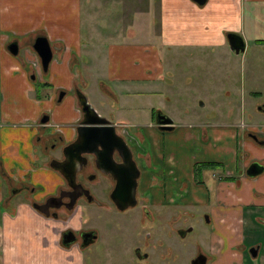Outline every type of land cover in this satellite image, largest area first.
Wrapping results in <instances>:
<instances>
[{
  "label": "crops",
  "instance_id": "0c3cea01",
  "mask_svg": "<svg viewBox=\"0 0 264 264\" xmlns=\"http://www.w3.org/2000/svg\"><path fill=\"white\" fill-rule=\"evenodd\" d=\"M90 1L92 11L100 9L97 0H85L86 3ZM128 1L124 0L119 7L124 16L123 22L119 20L118 29L122 31L134 24L136 30L125 35L124 29L121 41L102 43L103 49H100L91 35L82 37L81 0H0V181L9 176L17 155L21 157L23 152L27 153L22 148L31 137L30 133L20 134L19 139L25 140L18 145V136L10 133L8 126L13 129L40 113L51 115L52 123L60 122L59 116L53 115L51 110H40L42 103L37 99L40 91L43 98L48 96L46 91L54 81L52 75L57 78L54 90L96 88L102 96L106 95L105 89L112 92L109 84L114 89L126 91H130L127 89L131 85L139 88L143 83L152 85L162 74L152 35L157 36L160 48L168 51L200 49L218 61L221 55L231 52L226 34L239 36L243 50L238 54L231 52V55L238 58L242 66L247 58L251 61L246 78L248 86L243 78L242 87L248 88V94L254 98L262 95L264 101V84L258 88L253 82L258 77L259 64H264V0H205L202 5L191 0ZM143 6H146L145 13L140 12ZM150 10L155 12L150 13ZM132 13L143 15L141 18L137 15L136 24L128 18ZM94 14L90 15V24ZM152 16L156 17L155 27L148 24ZM36 37L45 38L52 50L47 68L50 76L45 87L38 90L19 67L20 58L6 49L12 43L27 47ZM92 79L98 80L89 85L88 80ZM104 80L113 83L107 82L106 86ZM103 87L106 88L102 90ZM17 93L20 102L13 99ZM242 104L236 107L237 116L232 120L229 116L217 119L213 115L204 123H174V128L164 134L151 128L148 121L142 123V127L149 130L138 136L144 140L136 149L141 169L151 162L160 184L164 165L173 172L168 183L173 185L183 203L209 207L212 222L217 223L223 236V240L211 237L209 253L214 264H246L243 243L254 239L257 224L264 229V174L256 178L264 172V103L256 109L257 116L244 114L246 104ZM241 117L248 122L245 124ZM12 119H17L16 123L10 122ZM49 124L52 131L60 127ZM172 139L176 143L174 148L168 143ZM148 154L147 162L145 156ZM250 162L263 167L254 178L243 175ZM200 167H204L201 171L203 181H197L200 185H196L193 176L198 172L194 170ZM214 170L217 172L211 173ZM205 172L211 178L207 184L203 178ZM31 179L34 190L39 189L35 197L50 195L58 184L57 177L45 171L33 174ZM165 185L168 188V184ZM184 189L186 192L181 195L180 190ZM5 194L0 182V264H82L76 251L57 247L54 221L38 215L25 204L12 207L10 201H4ZM254 246L258 248L256 255L251 257L252 264H264V247L254 244L251 248Z\"/></svg>",
  "mask_w": 264,
  "mask_h": 264
},
{
  "label": "flooded vegetation",
  "instance_id": "af4514ba",
  "mask_svg": "<svg viewBox=\"0 0 264 264\" xmlns=\"http://www.w3.org/2000/svg\"><path fill=\"white\" fill-rule=\"evenodd\" d=\"M37 38L43 37H36L32 44L27 47H18L15 43L8 44L6 47L11 55L20 58L21 65L19 67L24 69L27 79L33 84L37 83L35 90L45 87L46 80L43 75L47 73V69L43 72L33 47ZM20 48H22V54L19 56ZM11 50H16V53L12 54ZM49 51L51 61V48ZM72 91H74V98H76L75 92L85 97L81 90L74 88ZM56 93V101L59 102L65 95V91L56 89ZM109 94H115V91L106 92V95L102 97H109ZM39 95H41V91L37 95L38 100L43 98V95L41 97ZM76 111L78 116L73 123H70L72 127L69 138V135L63 134L60 129L56 128V131H52L48 113H40L41 116L39 114L36 117L33 123L34 135L32 139L30 138L32 152H29V155L23 152L21 157L18 154L16 157L18 160L12 161L9 176L0 181L5 188L4 201H10L12 207L21 203L28 205L38 215L54 221L57 247L63 250L73 249L76 251L82 260V264H84L82 252L87 250L89 252L87 264H173L177 257L180 259L183 254H188V252H191L189 253L191 256H188L186 260L182 259L184 264H191L197 257L203 261V264H206L208 259L210 264H214L209 253L211 237L208 235L205 236L202 245H198L199 247L193 251H187L188 247L185 245V237L192 230L193 225H206L212 222L209 207L183 203L182 197L175 194L173 185L169 186L168 178L173 172L164 165H162L163 180L158 184L155 177L156 169L151 162H148L149 154L145 156L148 165L144 167L145 169H141L137 160L136 149L141 147L144 140L140 138L142 135L133 137L129 134L127 126L139 125L142 127V124L124 125L117 123L109 118L111 114L107 115L108 118L102 117L108 123L101 127L112 128L113 136L119 138L128 149L129 158L137 170L134 205L119 209L111 198L116 185V173L122 171L126 166V157L118 150L119 141L115 138L107 141L91 140L80 146H75L69 152H64L68 145L76 142V128L81 120L80 109L76 108ZM156 113L172 121V128L169 130L171 131L174 128L172 118L159 109L151 112L149 118L152 121L149 122L152 124L151 128L162 132V134L168 132L158 129L160 126L156 125L154 120ZM98 116L101 117L102 115L99 114ZM140 132L143 133V129ZM128 136L130 137L128 138ZM132 139H134L133 144ZM34 149L39 152L42 166L35 167ZM251 163L253 162L249 164ZM50 164L58 166V168L53 169ZM43 167L54 173L58 179V184L50 195L35 197L36 191L39 192V189L34 190L31 178L33 174L39 175L41 170L44 171ZM246 168L243 175L250 178L245 175ZM202 169L204 167L194 170V173L198 172L193 176L196 185H200V182L203 181L201 178ZM119 176L120 180L127 186L126 175ZM165 184H168V188ZM93 190L96 192H92ZM185 192V189L180 190L181 195ZM21 194L22 197L15 201V198ZM33 205L38 206L40 211L34 209ZM199 211L200 214H198ZM99 219L103 222L108 233V237L104 238L101 246L99 241L102 224ZM171 239L172 242L177 243L179 252L177 254L181 255L180 257L175 255L174 247L171 248ZM126 242L129 243L127 249L130 247V258H127L129 263L122 261L123 256L120 252ZM97 243L99 247L95 246ZM256 247L258 248V246H254V248ZM112 250L117 252L118 263L113 262V256L110 254ZM171 251L174 252V259L170 258ZM151 252H154V255ZM152 255L156 257L155 260L152 259ZM105 256L107 262H103ZM101 259L102 262L99 263Z\"/></svg>",
  "mask_w": 264,
  "mask_h": 264
},
{
  "label": "rangeland",
  "instance_id": "374dc122",
  "mask_svg": "<svg viewBox=\"0 0 264 264\" xmlns=\"http://www.w3.org/2000/svg\"><path fill=\"white\" fill-rule=\"evenodd\" d=\"M130 1L131 0H129L128 2ZM97 2H99L100 4V9L92 11L90 7L92 5L91 1L89 2L91 4H89L86 3L85 0H81L80 19L81 33L83 38H85L87 35H91V38H93L94 41H97L94 42L96 43L95 45H99V48L103 49L100 44L107 43L113 40L119 42L122 40V36L124 35L125 30L127 31L125 35L136 30L134 24L132 27L126 29L124 28L125 30L123 29L122 31L118 29L119 20L123 22L122 16L124 15L121 14L123 10H119V7L124 2V0H97ZM102 11H104V14H102ZM140 12L145 13L146 6L141 7ZM154 12L155 11L150 10V13ZM92 13L95 14L92 16V23L90 24V15ZM137 15L139 16V18L143 16L139 14L133 15L132 13L131 18H128L133 20L132 23L136 24L138 22ZM150 19L151 20H149L148 24L155 27L156 17L152 16ZM151 40L156 44L155 52L157 61L159 62V64L161 63L162 66V74L156 77L157 82L154 81L152 85H144L143 83L140 88L137 85H131L129 89H127L130 91H126V89H112V85H108L107 82H113L104 80L103 83L106 86L108 85L109 89L115 91V94H109V97H102V95L96 90V88H88L87 90L86 88H79V90H83L88 104L96 114H100L102 115L101 117L105 118H108L107 115L111 114L109 118L114 122L124 125H136L147 123L148 121L151 123L152 121L148 120L151 112L159 109L163 113L169 115L174 123H204L206 121H209V118H211L213 115H216L217 119H227L231 117L230 119L232 120L237 116L235 110L237 109L236 107L240 106V104L243 103L242 105L246 104L244 114L252 116L259 115L256 109H258L264 103L263 99H261L262 95H260L259 97L256 96L254 98L253 96H250L248 94V88L242 87L243 78L244 84L248 86L246 83V78L248 76V69L251 65L250 59L247 58L242 66L238 61L239 59L234 58L233 54L231 55V52L221 55V60L218 61L214 58V56H209L206 53L203 54V52H201L202 50L200 49L185 48V50H176L178 52L174 50L168 51L166 48H160L157 46V36L152 35ZM21 54L22 48H20L19 50V56ZM54 58L57 60L55 56ZM98 64L99 63H96V65ZM258 72V77L255 76L256 78H254L253 82L255 84V87L258 86L259 88L262 84H264L263 63L259 64ZM97 75L100 76L99 70ZM49 76L50 74L47 72V74L43 75V78L47 80ZM52 77L54 81L53 83L51 82L52 84L50 83L51 85L48 86L49 88L46 91V94L48 96L38 100L42 103L40 110L46 108L49 111L51 110L53 115H58V120L60 122H57L56 120V122L53 123L51 122V115H48L49 123L60 126V131L65 135H69L72 127L70 122L73 121L76 117L75 111L76 108H79L78 103L76 101V98H74V92L72 91L65 92V95L59 102H57V93L56 90H54V88L56 87L55 83L57 84V78H54L53 75ZM97 80L98 79L88 80V83L89 85H92ZM36 84L37 83H34V85ZM105 88L106 87H103L102 90ZM134 89L137 90L134 91ZM105 91L110 92L107 89H105ZM41 95L43 94L41 93ZM41 95L39 96L41 97ZM240 98H242L241 102ZM13 99H15L17 102H20L21 99L19 97V93L14 95ZM51 99L52 102L50 103ZM36 117L34 119L27 118L26 122L18 124L17 126L13 127V129H11V126H8L10 133L13 132L16 136H18L16 138V143L18 145H21L25 140L19 139L20 134L25 135L26 133H30V138L32 139L34 135L33 123ZM241 119L245 124L248 122L246 118L241 117ZM16 121L17 119H15V121H13L12 119L10 122L16 123ZM10 124L12 123H9V125ZM142 129L143 132L144 130H149L146 129V127L142 128L139 125L127 126L128 133L133 137L141 136L140 134L142 133L140 131ZM69 137L70 135L68 136V138ZM129 137L130 136H128V138ZM31 139L27 141V146H23L22 148L23 151L27 152V155H29V152H32ZM133 142L134 139H132V144ZM168 143L172 148H174V146L176 145L173 139ZM33 156L35 157V167H39V165L42 166L43 163L40 159V155L37 149L33 150ZM44 171L54 176V173L50 169L45 167ZM44 171L41 170V173L39 172L38 174H43ZM214 171L215 172L211 173L215 174L217 172L216 170ZM218 172L220 173V169H218ZM263 174L264 172L256 178H261ZM209 176L210 175L208 172L204 173L203 178L205 180V184H207L208 179L211 180ZM92 192L96 191L93 190ZM21 197L22 194L15 198V201L19 200V198ZM101 198H103V196H101ZM200 213L201 212L199 211L198 214ZM100 223L102 224V227L100 228L101 235L99 241L101 246L104 238L106 236L108 237V233L101 220ZM246 224H248V222H246ZM246 224H244V230H247ZM256 226L257 229L254 232V239L250 241L247 240V242L243 243V245L245 246L244 257L246 258V264L253 263L251 261L250 254H248V249L251 248L252 245L255 244L260 245L261 248L264 247V229L259 224H257ZM206 235H208L209 237L215 236L218 237L219 240H223L222 233L219 231L216 222H209L206 225L196 224L192 226V230L187 233L185 237V245L188 247L187 251H193L199 247L198 245H202ZM128 245L129 243L126 242V244L120 250L121 256H123L122 261L125 263H129V259L127 258H130V247L127 249ZM95 246H98V243ZM170 246L171 248L174 247L175 255L179 253L178 245L175 241L172 242V239L170 240ZM174 252L171 251L170 253V258L172 257V259H174ZM88 253V250L86 252H82L84 264L88 263ZM116 253L117 252L113 250L110 251V254L113 256L114 263L119 262ZM151 253L154 255V252ZM189 253L191 252H188V254H183L182 257H180L181 255L177 254L180 259L177 257L173 261V264H184L182 259L184 258L186 260L188 256H191L189 255ZM153 255L152 259L155 260L156 257ZM101 262L102 259L99 263ZM103 262H107L106 256ZM206 264H210L209 259L207 260Z\"/></svg>",
  "mask_w": 264,
  "mask_h": 264
},
{
  "label": "water",
  "instance_id": "95a60500",
  "mask_svg": "<svg viewBox=\"0 0 264 264\" xmlns=\"http://www.w3.org/2000/svg\"><path fill=\"white\" fill-rule=\"evenodd\" d=\"M197 5H202L204 4L205 0H191ZM228 48L231 52L234 54H238L242 52L243 50V43L242 39L234 34H226L225 36ZM34 44V50L40 60V65L43 70V72L46 71L48 63L50 61V51L48 44L44 38H37L35 40ZM12 54L16 53V50H11L10 51ZM76 96V101L78 103L80 113H81V120L79 122V126L76 128V142L72 145H68L65 149L64 152L66 151H71L72 148L75 146H80L86 141H107L114 139L119 141V148L118 150L121 151L125 157V168L116 173L115 180H116V185L114 190L112 191V201L115 204L116 207L119 209H124L125 207L128 206H133L134 205V193H135V179L137 177V170L135 169L134 164L129 158V153L128 149L125 147V145L122 143V141L119 138H116L113 136L111 132V127H101L107 124L108 122L98 116L95 111L90 107V105L87 103L86 98L80 94L75 92ZM155 124L160 126L158 129L161 131H169L171 127L172 121L165 116H160L158 113L155 114L154 117ZM50 167L55 169L58 168V166L51 165ZM263 171V167L260 166L259 164L253 162L249 164L245 170V175L247 177H255L259 175ZM122 173V174H121ZM126 175V179H128V185L125 186L124 183L120 180V176ZM71 176V172H70ZM119 176V177H118ZM33 208L40 211V208L36 205H33ZM257 247L256 248H250L248 250V253L250 254L251 257H254L256 255ZM191 264H203V261L199 260V257L194 259Z\"/></svg>",
  "mask_w": 264,
  "mask_h": 264
},
{
  "label": "trees",
  "instance_id": "16d2710c",
  "mask_svg": "<svg viewBox=\"0 0 264 264\" xmlns=\"http://www.w3.org/2000/svg\"><path fill=\"white\" fill-rule=\"evenodd\" d=\"M264 43V42H263Z\"/></svg>",
  "mask_w": 264,
  "mask_h": 264
}]
</instances>
